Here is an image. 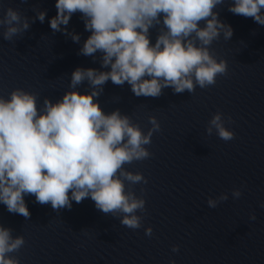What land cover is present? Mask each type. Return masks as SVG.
<instances>
[{"label": "clouds", "instance_id": "clouds-1", "mask_svg": "<svg viewBox=\"0 0 264 264\" xmlns=\"http://www.w3.org/2000/svg\"><path fill=\"white\" fill-rule=\"evenodd\" d=\"M224 0H56L57 14L49 21L54 32L68 25L79 13L85 31L90 35L80 55L99 54L100 66L77 67L69 88L53 102L45 97L38 107L37 95L21 88L13 89L8 98L0 96V203L7 211L29 219L31 213L26 196H34L40 205H51L59 212L71 209L72 202L91 198L95 208L105 215H122L120 223L130 229L142 226L146 201L128 186L147 184L140 172L126 169L135 161L151 157L147 145L160 124L150 116L151 127L145 133L130 116L120 110L105 113L99 103L103 86L127 83L136 97L158 98L164 88L174 93L195 92L196 88L214 86L217 77L228 74V64L218 59L211 49L221 31L224 39L233 35L214 11ZM228 10L264 25V0H232ZM45 12L37 19L43 22ZM203 25V26H201ZM3 39L12 41L29 28L28 18L19 10L7 8L0 17ZM158 29L155 43L151 30ZM74 42L80 41L72 34ZM88 82L90 92L76 90ZM232 123V118L227 117ZM222 112L217 111L208 122L209 136L227 142L235 138L225 127ZM234 199L240 189L232 191ZM221 194L209 198V208L227 201ZM264 208V203L261 204ZM255 220V214L250 216ZM147 236L152 228L145 229ZM22 235L13 237L12 230L0 225V264H20L11 255L24 246ZM179 246L173 245L172 252ZM175 264V261H170Z\"/></svg>", "mask_w": 264, "mask_h": 264}]
</instances>
